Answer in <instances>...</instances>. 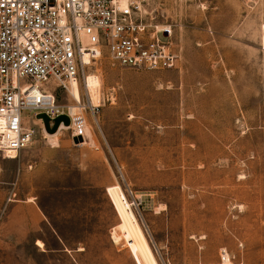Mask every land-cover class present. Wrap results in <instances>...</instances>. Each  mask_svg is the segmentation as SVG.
Segmentation results:
<instances>
[{
  "label": "rangeland",
  "instance_id": "1",
  "mask_svg": "<svg viewBox=\"0 0 264 264\" xmlns=\"http://www.w3.org/2000/svg\"><path fill=\"white\" fill-rule=\"evenodd\" d=\"M136 2L172 28L178 67L124 68L103 51L78 79L81 105L70 82L45 86L80 106L88 139L40 132L0 157V264H137L114 186L142 199L131 208L158 264H264V0ZM86 77L101 82L95 114ZM38 219L83 251L49 252L51 235L37 246L24 230Z\"/></svg>",
  "mask_w": 264,
  "mask_h": 264
},
{
  "label": "built area",
  "instance_id": "2",
  "mask_svg": "<svg viewBox=\"0 0 264 264\" xmlns=\"http://www.w3.org/2000/svg\"><path fill=\"white\" fill-rule=\"evenodd\" d=\"M172 34L171 27L145 20L136 0H0V157L17 159L40 132L46 138L40 114L51 126L68 116L75 144H85L86 118L59 105L45 86L78 80L85 58L96 61L103 51L124 68L176 69L181 58ZM123 194L131 206L142 204L131 188Z\"/></svg>",
  "mask_w": 264,
  "mask_h": 264
},
{
  "label": "bare ground",
  "instance_id": "3",
  "mask_svg": "<svg viewBox=\"0 0 264 264\" xmlns=\"http://www.w3.org/2000/svg\"><path fill=\"white\" fill-rule=\"evenodd\" d=\"M123 1H126V0H123ZM97 52L98 54L100 53L99 50ZM85 62L88 65L91 64V61L88 59V57L85 58ZM69 87H70L72 97L77 102V104L81 105L82 95L80 91L79 81L78 80L71 81L69 84ZM85 88L87 91L89 106L99 107L98 103H99L100 94H101V82L97 80L87 81V77H86ZM68 107L72 114L76 113V111L80 109V106L79 107L78 106H68ZM53 125H54V122H53ZM44 127L46 128V126ZM67 129H69V127L61 124L60 128L58 129L59 131L54 133L55 135L48 133L47 130L45 134L49 138H56L62 132V130H67ZM81 145H84V144H80L78 146H81ZM14 158H15L14 156L10 157V159H14ZM107 191L112 201V204L115 207V210L120 216V220H121L120 230L122 231V233H124L128 247L131 250L133 257L135 258L136 263L137 264H158L144 236V233L138 223V220L132 211L131 205L126 200L120 187L114 186V187L109 188ZM118 237H116L115 240H119ZM224 260L225 262L228 260V254H225Z\"/></svg>",
  "mask_w": 264,
  "mask_h": 264
},
{
  "label": "crops",
  "instance_id": "4",
  "mask_svg": "<svg viewBox=\"0 0 264 264\" xmlns=\"http://www.w3.org/2000/svg\"><path fill=\"white\" fill-rule=\"evenodd\" d=\"M38 164V163H37ZM37 166V165H36ZM25 204L30 203L29 205L34 207L33 205H36L33 201H24ZM25 234L28 235H34L35 237V244L38 246V242L43 243L44 247L47 246L49 235L53 237L56 241V247L52 248L49 252H64L68 253L70 256L74 258V254L80 253L83 251V248L77 247V246H70L66 242H64L62 236L54 229L52 226H44L41 223V220H37L33 224H30V226H27ZM39 248H41L39 246Z\"/></svg>",
  "mask_w": 264,
  "mask_h": 264
},
{
  "label": "water",
  "instance_id": "5",
  "mask_svg": "<svg viewBox=\"0 0 264 264\" xmlns=\"http://www.w3.org/2000/svg\"><path fill=\"white\" fill-rule=\"evenodd\" d=\"M39 119H42L45 126H46V130L48 131V133L50 134H54L58 131V129L60 128L61 124H63L64 126H70V118L66 115H61L59 116L56 120H54V125L51 126V120L49 117H47L44 114H40L38 116ZM75 143H78L79 140L78 139H74Z\"/></svg>",
  "mask_w": 264,
  "mask_h": 264
}]
</instances>
